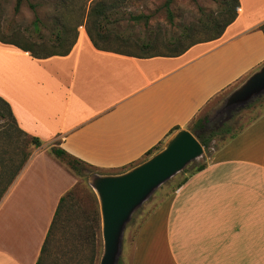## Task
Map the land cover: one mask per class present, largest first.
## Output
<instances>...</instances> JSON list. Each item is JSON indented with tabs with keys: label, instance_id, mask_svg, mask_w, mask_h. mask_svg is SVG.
I'll return each mask as SVG.
<instances>
[{
	"label": "crops",
	"instance_id": "1",
	"mask_svg": "<svg viewBox=\"0 0 264 264\" xmlns=\"http://www.w3.org/2000/svg\"><path fill=\"white\" fill-rule=\"evenodd\" d=\"M237 1L218 37L174 56L97 49L82 28L64 55L0 42V98L40 140L0 196V264H36L77 181L49 147L115 173L264 62V0ZM204 163L143 217L126 264H264V109Z\"/></svg>",
	"mask_w": 264,
	"mask_h": 264
},
{
	"label": "rangeland",
	"instance_id": "2",
	"mask_svg": "<svg viewBox=\"0 0 264 264\" xmlns=\"http://www.w3.org/2000/svg\"><path fill=\"white\" fill-rule=\"evenodd\" d=\"M14 1L0 0V32L5 36L17 32L34 42L45 40L46 46H50V44L56 43L55 41L52 42L51 38L59 21L64 22L69 27L81 21V25L77 26L76 31L79 28L84 29L85 25L89 26L91 18H87L86 13L88 8L97 0H70L68 8L64 11L57 0H23L18 10L15 11ZM103 1L108 2L110 0ZM163 1L116 0L117 8L108 12L106 18H101L100 22L104 29L122 38H127L128 42L119 44L111 41L108 46L130 54H141L140 51L145 50L141 46L154 40L155 45L150 49V52L166 53L165 46H170V42L178 38L183 28L190 23L207 22L222 6L221 0H172L169 5L171 16L168 18L163 8ZM139 13L148 16L146 23L141 21L136 23L130 19V15ZM57 15L59 19H55ZM34 19L35 22H33ZM206 36L208 33L201 28L194 33L193 38L201 39ZM231 89L228 88L214 96L201 107L186 125L190 133L193 135L197 133L190 126L196 118L200 117L205 121V130L222 121V117L211 118L212 109ZM263 109L264 93L233 112L226 122L230 129H236ZM217 139L219 136L211 140L210 146L203 149L201 156L187 163L182 170L156 187L131 213L122 231L121 249L116 264L127 263L131 239L143 217L172 190L175 183L186 175L194 165L206 161L208 154L217 145ZM33 147L29 137L16 129L4 107L0 105V190L26 159ZM93 171L95 170L85 166H81V175H74L70 171L77 181L71 199L66 203L68 206L60 211L61 221L48 239L42 257L43 264H88L90 246L85 243L82 244L77 226L84 215L92 214V212L97 213L98 217V228L94 238L95 254L92 264H98L101 253L98 204L96 196L89 186V177L94 173ZM96 171L103 172L99 169Z\"/></svg>",
	"mask_w": 264,
	"mask_h": 264
},
{
	"label": "trees",
	"instance_id": "3",
	"mask_svg": "<svg viewBox=\"0 0 264 264\" xmlns=\"http://www.w3.org/2000/svg\"><path fill=\"white\" fill-rule=\"evenodd\" d=\"M22 1L23 0L14 1L15 11L18 10ZM57 1L60 2L63 11L66 8H68V2L70 0H57ZM171 1L172 0L163 1V8L168 18L171 16V12L169 9V5ZM221 5L222 6L220 10L216 12L215 15L211 17L207 22H202L201 24L190 23L185 28H183L178 38L173 40V42H170V46H165L167 50L166 53L150 52V49L153 48L155 45L154 40L148 43L146 42L143 44V46H141L145 48V50L140 51L141 54H130V53L124 52L119 49H112L108 46L109 42L111 41H114L119 44L120 43L125 44L126 42H128L127 38H122L121 36L104 29V27L101 25V22H100L101 18H106V15L108 12H112L114 11V9L117 8L118 4L116 0H110L108 2L103 1V0H97L96 2H94V4H92L88 8L87 13H86V17L91 18L90 25L89 26L85 25L84 30L91 44L97 49L109 50L113 52H118L122 54L138 56V57H148V56H154V55L174 56V55H177L183 52L187 47H189L193 43L204 41V40H210L220 35L224 27L229 22H231L233 18L235 17L237 6H238V1L237 0H221ZM30 6L33 7L31 4ZM58 17L59 16L57 15L55 19H59ZM129 17L133 22H136V23L140 21L143 23H146L147 18H148L147 15L141 14V13L135 14V15L133 14V15H130ZM35 21L36 20L34 19L33 22ZM58 23L59 24L57 26V29L55 32H53V36L51 38V41L52 42L55 41L56 43L54 42L55 44H50V46H46L45 40L34 42V41L29 40V38H27L26 36H23L22 34H18L17 32H12L10 36H5L0 32V42L12 44L23 51H27L30 56L35 57V58H43V57H47L50 55H64L69 51L71 45L73 44L76 33H77L76 28L77 26L81 25V21H78V23L72 27L67 26L66 24H64V22L59 21ZM201 28L208 33V36H206L205 38H201V39L193 38L194 33ZM258 28L262 31L263 36H264V22L259 24ZM0 105L4 107V110L6 111L8 116L13 121V118L11 116L7 103L1 98H0ZM230 117L231 116L222 120L218 125L212 128H209L207 130H205V126H204L205 121L200 117L196 118L191 123L190 125L191 128L197 131V133L193 136L196 138L199 144L203 147V149H207L210 146L211 140L214 139L216 136L217 137L219 136V139H217V145H215V148L222 145L227 140H229L231 137H233L235 134H237L244 127L245 124L240 125L236 129H230L226 122ZM254 117L249 119L246 123L251 121ZM178 128L179 127L177 125H174L171 128H169V130L165 134V137ZM29 139H30L31 144L34 147L40 144V140L37 137L30 136ZM162 141L163 139L159 140L156 144L148 148L143 153V155L141 156L139 160L130 162L126 166L120 168L115 173L121 172L127 167H130L136 164L137 162L143 160L146 156L150 155L154 150L158 149ZM48 153L51 156H53L55 159H57L59 162H61L67 168V170L69 172L71 171L74 175H81V166L90 167L94 169L95 170L93 171L94 173H101V172L96 171L97 168H94L93 166L69 155L67 152H65L63 149L59 147H55V146L49 147ZM204 164H205L204 162H200L194 165L193 168L186 175H184L180 180H178L175 183L172 190L177 188L187 178L189 174L201 169L204 166ZM17 170L14 171L13 175L8 179L6 184L0 190V196L5 190L8 183L11 181V179L16 174ZM74 187H75V184L71 188H69L67 191H65L58 198L53 216L51 218V221L45 233V237L41 244L39 254L36 259V264H43L42 257L46 250V244L48 242V239L52 235L58 223L61 221L60 211L62 210V208L64 207L66 208L68 206L66 203L69 199H71V194L74 190ZM77 228H78V233H79L82 244L85 243L90 246V253L88 255V264H92L94 254H95L94 238H95V232L98 228L97 213L92 212V214L84 215L83 218L80 219V223L78 224Z\"/></svg>",
	"mask_w": 264,
	"mask_h": 264
},
{
	"label": "water",
	"instance_id": "4",
	"mask_svg": "<svg viewBox=\"0 0 264 264\" xmlns=\"http://www.w3.org/2000/svg\"><path fill=\"white\" fill-rule=\"evenodd\" d=\"M264 93V62L227 92L211 118H228ZM203 147L186 128L171 132L148 157L118 173H93L89 186L98 204L101 253L98 264H116L122 231L131 213L160 184L201 156Z\"/></svg>",
	"mask_w": 264,
	"mask_h": 264
}]
</instances>
